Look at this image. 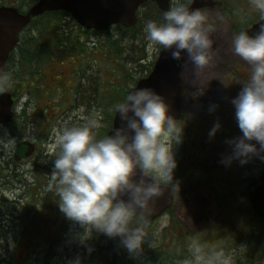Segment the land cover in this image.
<instances>
[{
	"label": "rangeland",
	"instance_id": "1",
	"mask_svg": "<svg viewBox=\"0 0 264 264\" xmlns=\"http://www.w3.org/2000/svg\"><path fill=\"white\" fill-rule=\"evenodd\" d=\"M185 1L181 0L182 3ZM224 1L232 7L237 21L244 28L252 27L262 17L259 11L251 5L250 0ZM16 2L17 0H0L2 5H16L20 0H18V3ZM175 6L176 0H173L172 7ZM27 8L25 6L23 10L25 11ZM150 8L156 16V6L149 4V7L142 9L141 18L146 20V14L150 11ZM201 13L206 17L205 27H211L209 35L213 41V59L210 62V72H206L210 74L205 79L206 74L194 68V71L201 72L203 79L192 82L187 81L185 78L187 63L183 73L185 88L183 95L184 121L182 119L178 123V126L183 129L182 142L173 146V152L178 163V167L174 172L173 183L178 184L179 188H177L172 213L181 222L187 231L186 233L190 234V238L198 237L200 242L208 248L223 249L226 254L232 255L234 264L240 255H243L249 248L247 244L249 241L262 240V243H264V219L259 218L258 222L261 225H252L250 220L254 219L256 221V216L249 214L243 208L249 185L246 178L258 177L261 172L260 168L264 167V160L254 156L249 159L248 163L243 165L240 160H233L230 164L223 162L233 154V145L228 141L242 136L241 130H232L227 123L232 125V120H236L235 108L231 101L238 97L243 87L240 75H242L243 69H247L250 65L235 55L232 40L238 33L233 32L222 11L220 9H207ZM159 14H161L162 19L163 12L161 11ZM142 24L143 21L141 27ZM116 33L117 31L113 28L108 33V37L112 38ZM104 38H107V35H95L94 33L90 35L91 41L88 43L90 54H86L88 57L85 56L83 60L84 63H87V67L85 66V70L83 69L85 76L81 79L82 87L78 89V92L68 88L69 92H64L66 95H63L57 90L54 95L55 99L52 101L53 104L35 106L32 103L29 107L25 105L30 99L29 95H20L17 98L19 113L25 111V116L16 118L12 123L13 126L11 124L0 130V169L3 171V174L0 175V264H19V259H27L26 251L22 248L18 249L20 231L23 230L21 234L25 239L29 234L28 229L32 228L31 224L28 225V209L26 207L29 204L28 200L33 204L34 199L32 198L35 193L39 194L36 205L37 208L40 207L43 193L49 192L48 186L51 183V180L49 182L51 177L49 178L48 175L51 176L54 159L60 151L56 143V135L62 126H81L89 119H96L99 124V127L94 130L97 138L105 136L103 135L105 126L103 120H105L106 114H104L103 106L99 104L100 99H102L101 94L104 85L101 84L99 74L101 70L103 73L109 70L112 60L107 56L100 57L102 63L95 60L88 62L92 58L91 53L92 51L94 53V48L97 53L99 52L97 46L103 49V52L101 50L100 52L105 54L109 52L110 47L102 44ZM146 41L148 42L149 58L145 63L150 64L156 58L160 49L151 46L147 38ZM222 41L227 48L226 52L224 50L225 53L221 50L223 45H220V43ZM126 47L125 55L131 54L135 57L136 52L131 51L130 53L126 50ZM90 63L94 65L93 70L88 69ZM128 66L133 68L135 65L128 62ZM203 70L207 71L208 69L205 67ZM133 75L137 76L139 74L134 72ZM89 77L91 78L90 81H96L97 83V93L94 95H92L91 89L88 88L90 86V82L88 83ZM105 87L107 89V85ZM83 90H85L84 92L89 90L88 96L83 95ZM198 90L205 92L203 95L196 96ZM90 98L91 103H88ZM213 107H215L214 111L212 110ZM46 110L47 113L45 114ZM203 119H205L204 122H201ZM200 122L201 127L205 125L202 130H199L200 126H197ZM217 123L221 125V128L215 136H211L210 132L214 128L213 125ZM24 140L35 142L37 151L31 158L18 163L15 162L13 153L17 144ZM253 143L255 142L253 141ZM196 163L197 165L200 164L196 166ZM37 166H40L38 171ZM42 172H45L46 181L44 183L39 181L44 175ZM46 172L50 174H46ZM218 176H220V179H217ZM37 181L39 183L37 187L39 188L33 186ZM241 202H243V205ZM53 208L54 206L51 205L52 211ZM170 217L171 214H166L153 225L152 229H156V237L162 232L163 227L169 223ZM66 219L70 227V235L67 234L66 236L65 243L68 255L63 257L62 264L68 262L70 254L76 253L75 247L79 243L77 238L83 232L89 234L94 230L79 222ZM42 225L43 223L40 222L36 225L37 227L32 228V234L35 236L41 235L38 229L42 228ZM239 229H243L241 239H246L245 242L237 237L239 233L236 230L239 231ZM206 232L219 233L224 236L220 242L207 244L200 238ZM261 232L263 233V239L257 240ZM95 234L102 235L97 230ZM228 236L230 237L227 238ZM103 242L106 245V239H103ZM79 247H82V243ZM66 248L63 255L66 254ZM42 250L43 248L40 247L36 249L32 257L34 264H37L36 262L41 264L43 261ZM76 254L78 255V252ZM182 256L175 263L169 264H190L192 257L188 249L187 253L182 254Z\"/></svg>",
	"mask_w": 264,
	"mask_h": 264
},
{
	"label": "clouds",
	"instance_id": "2",
	"mask_svg": "<svg viewBox=\"0 0 264 264\" xmlns=\"http://www.w3.org/2000/svg\"><path fill=\"white\" fill-rule=\"evenodd\" d=\"M250 3L264 17V0ZM205 20L200 11L189 10L176 0V6L163 13L161 22L148 21L144 31L151 46L167 51L174 60L187 55L188 62L199 70L213 59L211 27H205ZM232 45L235 55L250 65V76L231 101L242 136L228 141L233 154L223 162L240 160L246 164L254 156L264 160V26L255 36L240 31ZM10 83L11 75L0 71V90ZM204 92L198 90L195 95ZM113 111L125 126L103 138L98 139L94 131L99 127L96 119L81 126H62L56 135L60 151L48 190L55 189L66 218L110 238L121 237L129 253L139 254L149 237L144 225L155 213L162 187L170 186L173 192L179 188L173 183L178 167L173 146L182 142L183 129L169 114L164 97L153 88L130 85ZM220 128L217 123L210 135L215 136ZM188 251L190 264H233L231 254L208 248L195 236L190 238Z\"/></svg>",
	"mask_w": 264,
	"mask_h": 264
},
{
	"label": "trees",
	"instance_id": "3",
	"mask_svg": "<svg viewBox=\"0 0 264 264\" xmlns=\"http://www.w3.org/2000/svg\"><path fill=\"white\" fill-rule=\"evenodd\" d=\"M36 1L20 0L17 6L20 10H23L25 6L29 7ZM146 7H149V4ZM151 10L150 8V11L146 14V20L140 18L138 25L135 27H114L117 33L112 38L108 37V33L113 28L102 32L85 30L65 11L47 12L35 18L23 32L17 51L12 54L8 61L6 73L11 75V83L5 89L12 91L14 96H18L24 90L29 89L34 99L38 101H53L57 90L63 95H66L64 92H67L68 88L78 92V89L82 87L81 79L85 76L83 69L85 70V66L87 67V63H84L83 60L85 56L88 57L90 54L88 45L89 41H91L90 35L93 33L95 35L105 34L107 38H104L103 42L100 40V42L110 47L109 52L106 54L102 53L103 49L94 45L97 46L99 52L100 50L102 52L97 53L94 48V53L93 51L91 53L92 58L88 62L95 60L102 63L103 61L100 57L107 56L112 60L109 70H106L105 73L101 70L99 74L101 84L104 85V90L101 94L102 99H100L99 104L103 106L104 114H106L105 120H103L105 124L103 135L107 134L113 124L115 112L113 111V106L124 100L130 85H135L140 78L146 76L152 69L153 62L145 64L149 54L147 51L146 33L143 27L148 21L161 22L162 19L161 14H159L160 10L157 9V12L155 10L156 16ZM225 12L233 29L240 31L243 25L237 21L235 16L230 15L232 11L225 9ZM142 21L143 26L141 27ZM125 47L130 53L131 51L136 52L135 57L131 56V54L125 55ZM122 54L124 55L122 56ZM105 61L107 62V59ZM128 62L135 66L133 68L129 67ZM88 69L93 70L94 65L88 64ZM134 72L139 75L134 76ZM90 80L91 78L89 77L88 83L90 82V86L88 88L91 89L92 95H94L97 93V83ZM25 83L27 84L26 86H24ZM105 85H107V89ZM84 91L83 95L88 96L89 90L87 92ZM90 101L91 98L88 103H91ZM39 169L40 166H37V171ZM2 174L3 171L0 169V175ZM42 174H44L42 179L39 180L38 177L37 179L44 183L46 181L45 172H42ZM46 174L50 173L46 172ZM48 177L50 178L51 176L48 175ZM50 180L51 178L49 182ZM37 184H39L38 181L33 186L39 188ZM38 195V193L33 194L32 199H34V202L31 204L28 200L29 204L26 208L28 209V225L31 224L34 229L37 224L43 223L42 228L38 229L41 235H33L31 232L33 229L30 227L28 229L29 234L24 239L21 234L23 230L20 231L18 249L22 248L26 251L27 259H19L18 263L34 264L32 257L36 249L40 247L43 248L41 254L44 256L41 264H62L63 257L68 255L65 242L67 234L70 233V227L67 224L65 215L60 210L59 196L55 189L43 193L44 196L42 195L41 197L42 205L37 208ZM51 205L54 206L53 211ZM247 211L249 214L255 215L252 208L247 207ZM169 213L171 214L170 221L157 237L156 229H152L153 224L146 223L144 225L149 237L143 245V251L139 254L129 253L123 246L121 237L110 238L103 233L99 236L95 234L96 230L94 229L89 234L83 232L77 238L79 243L76 244V247L74 244V247L78 255L76 253L70 254L66 264H75L77 260L81 261V264L175 263L176 260L183 257L182 254L187 253L190 234L186 233L187 231L172 211H169ZM255 216L256 221L254 219L250 220L252 225H261L258 222V216ZM133 226H135V223ZM236 231L239 233L237 237L241 239L243 229ZM223 236L219 233L206 232L200 238L203 239V242L210 244L220 242ZM262 236L263 233H259L257 240L263 239ZM103 239H106V245L103 244ZM241 241L245 242L246 239H241ZM249 242L247 243L249 245L247 251L240 255L234 264H264V243H262V240L250 242L252 244ZM80 243H82V247H79ZM151 244L152 246H150ZM65 248L66 254L63 255Z\"/></svg>",
	"mask_w": 264,
	"mask_h": 264
},
{
	"label": "water",
	"instance_id": "4",
	"mask_svg": "<svg viewBox=\"0 0 264 264\" xmlns=\"http://www.w3.org/2000/svg\"><path fill=\"white\" fill-rule=\"evenodd\" d=\"M149 0H38L26 13H22L16 7H0V71L5 72L6 63L11 51L19 42V33L34 17L45 12L63 10L72 15L84 28L91 30H105L112 25L121 24L124 27H132L138 21L139 8ZM163 11L170 9V0H152ZM221 5L213 0H193L187 8L199 10L205 7ZM264 26V18L256 24L249 34L255 36L259 28ZM171 58L170 53L161 51L152 72L149 76L140 80L136 87L153 88L162 95L169 105V114L177 121L182 117L181 95L182 82L181 72L184 60ZM13 99L10 93L0 95V126L9 122L13 117ZM125 126L120 120L119 114L115 116L113 129L108 135H112L115 129ZM31 144L19 145L16 157L21 159L33 153ZM139 179V176L137 177ZM162 196L155 200V213L148 223H152L169 209L175 199V191L169 186L162 187ZM251 203L255 211L264 216V171L261 177L252 183L249 191ZM127 199V197H123Z\"/></svg>",
	"mask_w": 264,
	"mask_h": 264
},
{
	"label": "flooded vegetation",
	"instance_id": "5",
	"mask_svg": "<svg viewBox=\"0 0 264 264\" xmlns=\"http://www.w3.org/2000/svg\"><path fill=\"white\" fill-rule=\"evenodd\" d=\"M17 51V50H16ZM15 53V52H14ZM249 76L250 75H248V74H244L243 75V77H242V80H243V82L244 81H246L248 78H249ZM27 84L25 83L24 84V86H26ZM26 94H28L29 95V98L30 99H28V101L26 102V106L27 107H29L32 103H34V105L36 106H38L39 104H49V103H46V102H41V101H38V100H36V99H34V96L31 94V92H29V89H26V90H24L22 93H21V95H26ZM16 100V99H15ZM18 101V100H17ZM17 101L15 102V107H14V110H15V116H16V118H21V116L22 117H24L25 116V114H26V112L24 111L23 113L21 112V113H19V108H18V104H19V102L17 103ZM47 113V110L45 111V114ZM45 114H44V117H45ZM12 126H13V124H12ZM232 128L235 130V131H239L240 129H239V127H238V123H237V121L236 120H232ZM35 143V142H34ZM35 145H36V148H37V144L35 143Z\"/></svg>",
	"mask_w": 264,
	"mask_h": 264
},
{
	"label": "bare ground",
	"instance_id": "6",
	"mask_svg": "<svg viewBox=\"0 0 264 264\" xmlns=\"http://www.w3.org/2000/svg\"><path fill=\"white\" fill-rule=\"evenodd\" d=\"M220 44L223 45L224 42L222 41ZM221 50L224 52L223 49H221ZM224 53H225V52H224ZM199 70H200L202 73H205V74H206L205 77H204V79L207 78V77L209 76V74H210V73H206L207 71H204L203 69H199ZM200 71H198V70H195V71H194V67L191 65V63H189L188 68H187V71H186L185 78H186L187 81H189V82H192V81H195V80H202L203 77H202Z\"/></svg>",
	"mask_w": 264,
	"mask_h": 264
}]
</instances>
